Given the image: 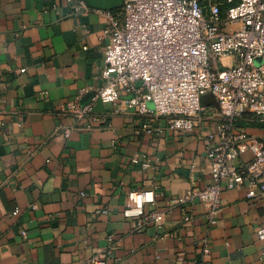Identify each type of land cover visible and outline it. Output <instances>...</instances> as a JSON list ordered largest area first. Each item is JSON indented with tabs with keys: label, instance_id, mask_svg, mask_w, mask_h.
<instances>
[{
	"label": "crops",
	"instance_id": "0c3cea01",
	"mask_svg": "<svg viewBox=\"0 0 264 264\" xmlns=\"http://www.w3.org/2000/svg\"><path fill=\"white\" fill-rule=\"evenodd\" d=\"M86 2L119 8L116 0ZM106 26L102 14L74 16L66 0H0V264H86L110 245L107 264H264V200L247 199L246 185L222 186L214 226L198 200L183 201L213 183L202 142L221 122L211 95L192 133L121 102L96 100L94 120L61 112L102 85ZM239 124L264 135L254 118ZM250 160L245 152L237 162ZM131 190L155 193L144 211L164 214L161 230L131 231L122 215Z\"/></svg>",
	"mask_w": 264,
	"mask_h": 264
},
{
	"label": "built area",
	"instance_id": "2783aa9c",
	"mask_svg": "<svg viewBox=\"0 0 264 264\" xmlns=\"http://www.w3.org/2000/svg\"><path fill=\"white\" fill-rule=\"evenodd\" d=\"M66 2L74 16L104 15L107 26L102 35L107 41L102 49V85L87 104L76 99L61 112L94 120L96 100L121 102L136 115L163 118L171 130L192 133L203 110L201 99L211 95L221 122L202 136V142L213 183L186 192L183 201L198 200L208 225L214 226L222 186L231 190L246 185L247 199L264 200V135L252 136L236 127L244 117L264 123V0H122L114 12L92 9L86 0ZM225 59L230 62L224 63ZM143 129L151 133L148 125ZM69 133L65 129L62 134L67 138ZM245 152L251 160L238 163ZM155 198L151 190L128 192L122 215L130 221L132 232L150 226L161 230L164 214L144 211ZM17 213L14 210L12 215ZM257 237L264 240V228ZM111 246L86 264H107ZM201 247L202 257L207 258L206 239Z\"/></svg>",
	"mask_w": 264,
	"mask_h": 264
},
{
	"label": "water",
	"instance_id": "95a60500",
	"mask_svg": "<svg viewBox=\"0 0 264 264\" xmlns=\"http://www.w3.org/2000/svg\"><path fill=\"white\" fill-rule=\"evenodd\" d=\"M256 62L259 63V60H257ZM92 96H93V94H91V93L87 94L82 100L83 105H85L87 102H89V100L92 98Z\"/></svg>",
	"mask_w": 264,
	"mask_h": 264
},
{
	"label": "trees",
	"instance_id": "16d2710c",
	"mask_svg": "<svg viewBox=\"0 0 264 264\" xmlns=\"http://www.w3.org/2000/svg\"><path fill=\"white\" fill-rule=\"evenodd\" d=\"M119 8H117L115 11H117ZM114 12V11H113ZM244 119V118H243ZM243 119H241L240 121H238L237 123H236V127L237 128H242L243 127V124H239Z\"/></svg>",
	"mask_w": 264,
	"mask_h": 264
},
{
	"label": "rangeland",
	"instance_id": "374dc122",
	"mask_svg": "<svg viewBox=\"0 0 264 264\" xmlns=\"http://www.w3.org/2000/svg\"><path fill=\"white\" fill-rule=\"evenodd\" d=\"M117 1V5L116 6H118L119 8L121 7V5H122V0H116ZM224 63H229V61L227 60L226 62H224Z\"/></svg>",
	"mask_w": 264,
	"mask_h": 264
}]
</instances>
